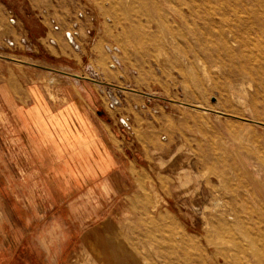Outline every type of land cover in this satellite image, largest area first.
I'll list each match as a JSON object with an SVG mask.
<instances>
[{
    "label": "rangeland",
    "instance_id": "1",
    "mask_svg": "<svg viewBox=\"0 0 264 264\" xmlns=\"http://www.w3.org/2000/svg\"><path fill=\"white\" fill-rule=\"evenodd\" d=\"M81 88L112 119L115 163L27 175L18 113ZM0 251L264 264V0H0Z\"/></svg>",
    "mask_w": 264,
    "mask_h": 264
},
{
    "label": "crops",
    "instance_id": "2",
    "mask_svg": "<svg viewBox=\"0 0 264 264\" xmlns=\"http://www.w3.org/2000/svg\"><path fill=\"white\" fill-rule=\"evenodd\" d=\"M80 91L61 107H47L39 95L33 96V107L18 113L22 118L16 125L27 141L16 138L14 144L26 149L27 175H45L41 163L49 164V175H104L115 163L108 139L112 119L95 102L91 106L92 98L83 88ZM4 252L0 264L18 258L16 252L8 262Z\"/></svg>",
    "mask_w": 264,
    "mask_h": 264
},
{
    "label": "bare ground",
    "instance_id": "3",
    "mask_svg": "<svg viewBox=\"0 0 264 264\" xmlns=\"http://www.w3.org/2000/svg\"><path fill=\"white\" fill-rule=\"evenodd\" d=\"M192 11V10H191ZM183 17V16H182ZM220 203V202H219ZM214 206V205H213ZM206 211V210H205ZM218 223V222H217ZM221 227V226H220ZM233 227H234V225H233ZM234 228H236V227H234ZM238 229V228H237ZM259 229V228H258ZM234 230H236V229H234ZM255 230V229H254ZM257 231V230H256ZM259 231H260V229H259ZM252 232H253V230H252ZM263 233V232H262ZM227 239V238H226ZM225 239V240H226ZM232 240H234V238L232 239ZM231 240V241H232ZM230 241V242H231ZM236 241V240H235ZM238 241V240H237ZM234 242V241H233ZM244 242V241H243ZM243 242H241L240 241V243H243ZM229 243V242H228ZM245 243V242H244ZM256 243V242H255ZM258 243V242H257ZM256 243V244H257ZM227 244V243H226ZM234 245H236V243L234 244ZM244 245V244H243ZM247 245V244H246ZM239 248H240V246L239 245H237ZM251 246V245H250ZM237 247V248H238ZM247 247H248V245H247ZM235 248V247H234ZM258 248V247H257ZM248 249H250V248H248ZM252 249V248H251ZM260 249V248H259ZM241 251H242V248L240 249ZM226 251V250H225ZM232 251V250H231ZM231 251H229V253L231 252ZM249 251V250H248ZM259 252H260V250H259ZM228 253V252H227ZM245 253V252H244ZM252 253V252H251ZM224 254H226V253H224ZM239 254H241V253H239ZM255 254V253H254ZM228 255H230V254H228ZM232 255V254H231ZM242 255V254H241ZM251 255H253V254H251ZM243 256V255H242ZM241 256V257H242ZM222 258V257H221ZM227 258V257H226ZM232 258V257H231ZM240 258V257H239ZM243 259H245V258H243ZM242 259V260H243ZM230 260H233L234 261V259L232 258V259H230ZM240 260V259H239ZM262 260V259H261ZM226 261H229L228 259L226 260ZM248 261V260H247ZM237 264L239 263V261L237 262V261H235ZM235 262H234V264H235ZM241 262V261H240ZM246 262V261H245ZM199 263V262H198ZM198 263H195V264H198ZM211 263L212 264H220V259H219V257L218 256H216L212 261H211ZM247 263H249V261L247 262ZM247 263H245V264H247ZM256 263V262H255ZM223 264V263H222ZM230 264V263H229ZM240 264V263H239ZM250 264V263H249ZM252 264H254V263H252Z\"/></svg>",
    "mask_w": 264,
    "mask_h": 264
}]
</instances>
